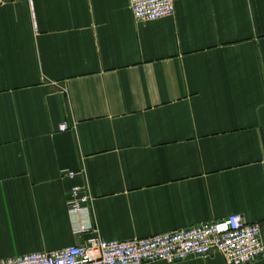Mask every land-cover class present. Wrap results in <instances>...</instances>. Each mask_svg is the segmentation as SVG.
Listing matches in <instances>:
<instances>
[{
	"label": "crops",
	"instance_id": "obj_1",
	"mask_svg": "<svg viewBox=\"0 0 264 264\" xmlns=\"http://www.w3.org/2000/svg\"><path fill=\"white\" fill-rule=\"evenodd\" d=\"M174 4L153 21L129 0L0 5V259L82 244L79 223L129 240L264 221V0Z\"/></svg>",
	"mask_w": 264,
	"mask_h": 264
},
{
	"label": "built area",
	"instance_id": "obj_2",
	"mask_svg": "<svg viewBox=\"0 0 264 264\" xmlns=\"http://www.w3.org/2000/svg\"><path fill=\"white\" fill-rule=\"evenodd\" d=\"M17 0H0L1 4ZM33 5V0H27ZM138 20L153 21L174 14V0H129ZM67 123L60 131L69 130ZM68 176L74 178L75 172ZM69 212L77 216L93 209L94 197L88 184L71 188ZM77 234L91 232L84 243L51 252H34L0 259V264H149L157 261L178 263L193 257L206 258L219 253L226 264H251L264 257V221L248 222L234 213L180 230L146 238L106 240L98 228L86 223L75 226Z\"/></svg>",
	"mask_w": 264,
	"mask_h": 264
}]
</instances>
